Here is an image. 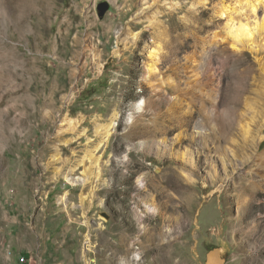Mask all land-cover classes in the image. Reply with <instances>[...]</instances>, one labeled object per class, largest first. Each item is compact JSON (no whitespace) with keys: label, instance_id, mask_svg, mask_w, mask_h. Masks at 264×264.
I'll return each instance as SVG.
<instances>
[{"label":"rangeland","instance_id":"1","mask_svg":"<svg viewBox=\"0 0 264 264\" xmlns=\"http://www.w3.org/2000/svg\"><path fill=\"white\" fill-rule=\"evenodd\" d=\"M237 1L0 0V264H264V34L232 48Z\"/></svg>","mask_w":264,"mask_h":264},{"label":"bare ground","instance_id":"2","mask_svg":"<svg viewBox=\"0 0 264 264\" xmlns=\"http://www.w3.org/2000/svg\"><path fill=\"white\" fill-rule=\"evenodd\" d=\"M262 2H263V0H238L237 1V3L240 6H246V10L248 12V15H250V20L251 19L252 20L247 22L246 24L240 21L237 24L239 26H237L235 21L232 20L231 22L227 23V25L225 26V29L228 33V36H230L233 40L232 48L235 49L236 51H240V49L238 48V45L243 43L244 40H247L248 42L252 43L253 37H254L256 32H261L262 34H264V11H262V13L260 11V6H261ZM230 11H231L230 6L223 4V6L220 9V15H222V16H224L225 14L227 15L230 13ZM151 54H152V52H151ZM239 93H241V91H239ZM137 109L141 110L142 105L138 106ZM114 125H115V122L112 121L105 128V131H101V136L103 137V140L100 141L101 144H103V143L106 144L109 141L110 136L112 134L111 129L113 128ZM218 127L220 130V134H222V140L224 138L226 139L228 134L230 132H232V130H233V125L231 126L230 121H228L226 119H221L219 121ZM263 129H264V121H263V124L261 126V130H263ZM263 139H264V134L262 133V131H260V134H258V136H257V141L258 142L260 141V142L255 147L256 150L259 149L260 143L262 142ZM92 156H94V155L92 154ZM259 158L260 159L264 158V155L259 157ZM140 183H142V180H140ZM195 205H196V201L193 199L190 203V207L194 208ZM149 211H150V213L157 214V212H158L157 206L155 204H151V206H149ZM139 220H141V216H139ZM156 235H158V234H156ZM162 236H163V234H162ZM158 240H159V238H158ZM134 243H135V241L132 242V244H134ZM136 258H138V256Z\"/></svg>","mask_w":264,"mask_h":264},{"label":"water","instance_id":"3","mask_svg":"<svg viewBox=\"0 0 264 264\" xmlns=\"http://www.w3.org/2000/svg\"><path fill=\"white\" fill-rule=\"evenodd\" d=\"M110 8V4L108 2H102L98 5V12H99V17L103 18L107 11Z\"/></svg>","mask_w":264,"mask_h":264}]
</instances>
